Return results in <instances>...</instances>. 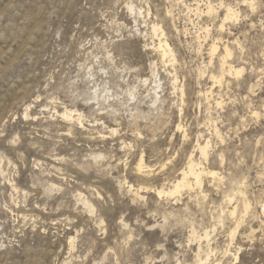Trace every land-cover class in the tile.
I'll return each mask as SVG.
<instances>
[{
  "label": "rangeland",
  "instance_id": "374dc122",
  "mask_svg": "<svg viewBox=\"0 0 264 264\" xmlns=\"http://www.w3.org/2000/svg\"><path fill=\"white\" fill-rule=\"evenodd\" d=\"M263 205L264 0H0V264H264Z\"/></svg>",
  "mask_w": 264,
  "mask_h": 264
},
{
  "label": "bare ground",
  "instance_id": "6f19581e",
  "mask_svg": "<svg viewBox=\"0 0 264 264\" xmlns=\"http://www.w3.org/2000/svg\"><path fill=\"white\" fill-rule=\"evenodd\" d=\"M134 6V5H133ZM132 5H130V8L133 10ZM213 7L211 5V3H209L207 5V12L210 13L213 11ZM135 10V9H134ZM144 11V10H143ZM134 12V11H133ZM139 12V11H138ZM137 12V13H138ZM148 13H150V11H148ZM140 15V13H138ZM168 14V12H167ZM171 15V14H169ZM237 12L230 6H226V10H225V15H224V20H229V19H235L237 18ZM223 20V19H222ZM224 24V21L222 22ZM222 24V25H223ZM221 26V25H220ZM163 27L159 26L158 23H153L152 26H151V29H152V32L153 34H156L160 32V39H159V42L157 43L158 45L155 46V48L159 51V53L162 55L163 58H165L166 56L170 55V56H174V52H173V49L172 47L170 46L169 42L167 41L166 39V32L164 29H162ZM177 30V29H176ZM217 48V45L216 43H212L211 45V52L213 53ZM231 55V51L229 50V47L227 45H225V54L220 58V72L218 75H212L211 77L214 79L215 82H220L224 77L225 75L229 74H236V75H239L242 73L243 71V68L242 69H237L231 62H229L228 60V57ZM169 56V57H170ZM174 58V57H173ZM172 58V59H173ZM176 59V58H175ZM155 65V64H154ZM153 76H154V84H155V88L153 89V96L154 99H155V102L157 101V97H158V93L157 92V88L160 86V81L157 80V75H156V72L154 70L153 72ZM160 77V76H158ZM148 80L145 79L144 82H146ZM176 83V82H175ZM162 85V84H161ZM152 90V89H151ZM94 91V90H93ZM97 93V92H96ZM95 93V94H96ZM184 94V93H183ZM182 94V95H183ZM160 102V101H159ZM218 104H220L221 102H217ZM28 109V108H27ZM26 109V110H27ZM77 110L73 111V110H68L66 109L63 113H62V117L66 118V119H72L73 120V117L75 116L76 119L74 121H77L79 122L81 125H82V115L81 113L77 112ZM256 113V112H255ZM115 130V129H113ZM178 130V129H177ZM104 135V134H103ZM102 135V136H103ZM101 136V135H100ZM209 147V142L205 140V142H198L197 143V149L200 153L201 156L203 157H206L207 159V149ZM223 156V155H222ZM191 158V157H190ZM223 160V158H221ZM197 161H195L194 159H190L189 162H188V165L185 169H182L179 173V178L173 183V185L171 186V189H168V190H165V188H161V189H158V195H161L162 194H165V195H174L178 192H180L183 188L185 187H190L191 185L195 184L196 186H200L202 185V180H203V175H210V177H218V172L213 170V169H205V168H202L199 167V164L196 163ZM200 163V162H199ZM136 171L138 174H147V173H150V167L148 165L145 164L144 162V159L143 157L140 158L137 166H136ZM220 180V179H219ZM127 182V181H126ZM146 187H143V186H138V187H135L133 184H128V187L127 189L132 192L136 197H140L141 196V192L143 191L142 189H145ZM244 195V194H243ZM246 198V197H245ZM232 199V198H231ZM248 199V198H247ZM231 201V200H230ZM242 201H243V204H242V208H243V212H247L248 209H249V203L247 202L248 200H245L244 197L242 198ZM85 204L90 208V210L92 211L93 207L92 205L88 202V201H84ZM264 206V205H263ZM241 207H239L240 209ZM264 208V207H263ZM237 209H238V205H235V206H232L231 209H229V213L230 215H235L236 212H237ZM242 210V209H241ZM250 210V209H249ZM239 212V211H238ZM242 213V212H241ZM241 215V214H240ZM231 216V217H232ZM235 216H238L239 218V215H235ZM243 217V216H242ZM241 217V219H242ZM244 218V217H243ZM240 219V218H239ZM238 219V220H239ZM242 221V220H241ZM238 225L239 222L237 223ZM237 225V227H238ZM236 227V228H237ZM233 230H236V229H233ZM232 234H234L232 232ZM210 234L206 233L205 232V235H203L204 237H200L199 240H202V239H206V244H207V248H209L208 250L210 252H212V248L210 247V243H209V236ZM199 238V237H198ZM204 241V240H203ZM202 243V242H201ZM201 243L198 245V248H197V253H196V263L195 264H203L204 262H206L208 259H209V256H210V252H207L206 254V258L203 259L201 255L202 254V251L205 250V249H202V245ZM72 245V244H71ZM204 248V246H203ZM229 250V249H228ZM204 252V251H203ZM177 264H181L180 262H178ZM213 264H220L217 263V262H213Z\"/></svg>",
  "mask_w": 264,
  "mask_h": 264
}]
</instances>
